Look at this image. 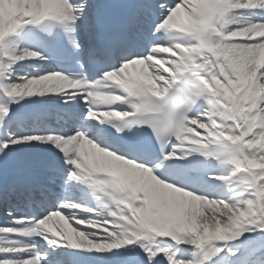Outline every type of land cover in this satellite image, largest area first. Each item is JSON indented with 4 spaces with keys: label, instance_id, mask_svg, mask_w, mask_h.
I'll return each mask as SVG.
<instances>
[{
    "label": "snow or ice",
    "instance_id": "1",
    "mask_svg": "<svg viewBox=\"0 0 264 264\" xmlns=\"http://www.w3.org/2000/svg\"><path fill=\"white\" fill-rule=\"evenodd\" d=\"M0 264H264V0H0Z\"/></svg>",
    "mask_w": 264,
    "mask_h": 264
}]
</instances>
